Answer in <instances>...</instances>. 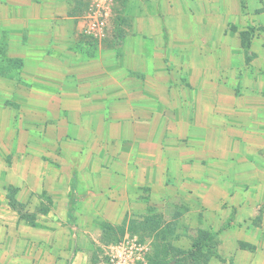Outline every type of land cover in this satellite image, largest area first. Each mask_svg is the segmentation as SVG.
Returning <instances> with one entry per match:
<instances>
[{
    "label": "crops",
    "instance_id": "crops-1",
    "mask_svg": "<svg viewBox=\"0 0 264 264\" xmlns=\"http://www.w3.org/2000/svg\"><path fill=\"white\" fill-rule=\"evenodd\" d=\"M77 1L0 0V264H85L72 218L127 227L173 200L225 262L264 264V0H190V21L137 1L105 43Z\"/></svg>",
    "mask_w": 264,
    "mask_h": 264
},
{
    "label": "rangeland",
    "instance_id": "rangeland-1",
    "mask_svg": "<svg viewBox=\"0 0 264 264\" xmlns=\"http://www.w3.org/2000/svg\"><path fill=\"white\" fill-rule=\"evenodd\" d=\"M137 1H142V3L146 1L151 2L153 6L157 5V12L160 13L161 16L164 13V8L167 9L165 5L166 0H113L107 17V36L102 39V43L109 42V40L115 39L117 35L122 34V31H120L122 30L121 26L128 24V21H130V12L133 10V6L136 5ZM90 2L91 0L77 1L78 6L82 4L81 16H86L90 8ZM188 2L189 3L184 5H181V3L177 5L175 0H168L170 7H178L179 10L184 12V19L190 21L187 12L193 4L190 3V0ZM179 204V201L173 200L169 201L166 204L167 206H155L151 217H153L154 223L157 225L156 227L150 228L151 226H144L143 220H145V215H139L137 220L138 224L127 226L122 234H120V231L114 232L107 228L101 231L100 227L103 229L102 224H93L91 228H88V232L80 233L78 224H76L75 220L72 218L68 227L71 228V233L74 235L73 246L74 248H81L84 250L86 258L85 264H108L111 247L119 245L122 242H130L142 248L143 254L140 264H155L157 259L161 260L162 263L160 264H176V260L178 261L188 257L177 254L178 252H186L190 248L192 242L197 239L198 232L200 231L199 224L191 222L189 217L181 215L183 209ZM31 205H28V207H32ZM39 207L38 210L41 212L42 209L47 208V205L43 203L42 206ZM27 213L31 214L32 212L27 210ZM38 218L39 226L46 227V217L39 215ZM8 222L6 227L13 234L12 238L8 241V246L14 247L16 245L15 232L18 230H27L26 228L28 227L25 223L19 222L16 218L11 219L9 216ZM114 227L117 228L118 226ZM227 239L228 241L231 240L230 237H227ZM37 240L38 238H36L35 242H37ZM224 245L225 243L222 240L216 239L208 248L202 250L205 257H201L200 253V255L194 259L195 262L186 260L184 264H228L225 261L231 256L219 254Z\"/></svg>",
    "mask_w": 264,
    "mask_h": 264
},
{
    "label": "built area",
    "instance_id": "built-area-1",
    "mask_svg": "<svg viewBox=\"0 0 264 264\" xmlns=\"http://www.w3.org/2000/svg\"><path fill=\"white\" fill-rule=\"evenodd\" d=\"M112 2L113 0H91L83 29L87 38L97 40L104 37ZM142 251L138 245L122 242L111 247L108 264H140Z\"/></svg>",
    "mask_w": 264,
    "mask_h": 264
},
{
    "label": "trees",
    "instance_id": "trees-1",
    "mask_svg": "<svg viewBox=\"0 0 264 264\" xmlns=\"http://www.w3.org/2000/svg\"><path fill=\"white\" fill-rule=\"evenodd\" d=\"M254 28H249L247 31L245 32H241V39H242V44H244V42H248L249 39V35L254 33ZM16 192V189L13 188H9L8 190V194H7V198H8V205L9 207L15 211L18 214L19 219H24L25 221H27V223L29 224H33V221L35 219V217L31 214H28L27 211L24 210V206L21 203H18L15 199H14V194ZM42 209V208H41ZM47 209V208H45ZM69 210V215L73 214V210H74V206H72V204H69L68 207ZM44 211V209L41 210V212ZM152 209H150L149 214L146 215L144 218L145 220H143V224L144 226H151L152 227H156L157 225L154 223L153 217H151L152 215ZM133 224H138V221L136 222H130L127 224V226H131ZM146 224V225H145ZM103 225V229L107 228L111 231H120V234H122L124 232L125 224L119 225L117 228H115L114 226H111L110 224H102ZM228 224H225L223 226V228H225ZM146 228V227H145ZM148 228V227H147ZM216 236V233H208V232H204V231H199L198 232V237L197 239H195L190 248L186 251V252H178L177 255H182L183 257L188 256L187 258H182L181 260H176V264H184L186 262V260L190 261V262H195V258H197L200 253H201V257H205L202 250L205 248H208V246L210 244H212V242H214V238ZM167 245V244H166ZM166 247V246H165ZM166 251V249H165ZM162 263L160 259H157L155 261V264H160Z\"/></svg>",
    "mask_w": 264,
    "mask_h": 264
}]
</instances>
